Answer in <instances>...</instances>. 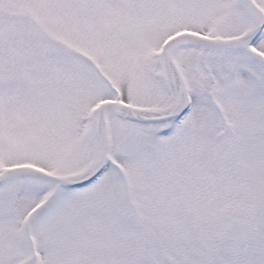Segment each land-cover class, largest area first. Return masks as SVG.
<instances>
[{
  "label": "snow or ice",
  "instance_id": "obj_1",
  "mask_svg": "<svg viewBox=\"0 0 264 264\" xmlns=\"http://www.w3.org/2000/svg\"><path fill=\"white\" fill-rule=\"evenodd\" d=\"M0 264H264V0H0Z\"/></svg>",
  "mask_w": 264,
  "mask_h": 264
}]
</instances>
